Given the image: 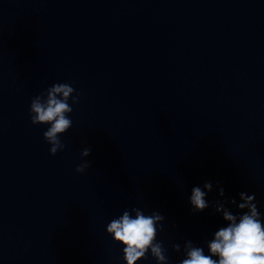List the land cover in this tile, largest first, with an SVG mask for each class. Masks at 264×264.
<instances>
[{
  "label": "clouds",
  "instance_id": "clouds-1",
  "mask_svg": "<svg viewBox=\"0 0 264 264\" xmlns=\"http://www.w3.org/2000/svg\"><path fill=\"white\" fill-rule=\"evenodd\" d=\"M76 89L69 83H55L48 87L44 93L35 96L30 104V120L33 125H48L43 133L44 140L50 145V155L63 151L66 145L60 137L65 134L73 124L69 114L73 108L68 103H79L80 94L73 93ZM90 148L81 150V157H88ZM90 167L85 161L77 165L76 172L83 173ZM213 185L205 182L203 188L195 186L191 190L190 204L195 212H202L209 207L206 199ZM219 195L224 196L223 188ZM240 201L235 198L230 201H217L215 211L222 214L226 226L214 232L213 238L207 242L209 254H205L203 247L194 245L191 240L184 244V258L179 264H264V223L261 221L255 196L246 192L239 193ZM225 203H231L241 210V214H233ZM247 209V211H242ZM134 213V216L132 215ZM165 217L157 211L146 215L140 208L125 210L122 215L112 219L106 226L107 233L114 242L123 246V260L125 264H138L151 254L157 264H169L167 248L157 236L163 230ZM172 248L180 252L179 244ZM216 257L217 259H214Z\"/></svg>",
  "mask_w": 264,
  "mask_h": 264
}]
</instances>
